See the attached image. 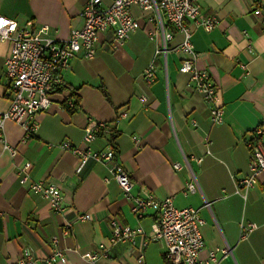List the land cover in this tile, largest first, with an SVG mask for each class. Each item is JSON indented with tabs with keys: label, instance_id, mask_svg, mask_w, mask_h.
I'll return each mask as SVG.
<instances>
[{
	"label": "crops",
	"instance_id": "0c3cea01",
	"mask_svg": "<svg viewBox=\"0 0 264 264\" xmlns=\"http://www.w3.org/2000/svg\"><path fill=\"white\" fill-rule=\"evenodd\" d=\"M200 1L203 14L216 15L219 22L209 32L194 30L192 43L199 54L197 66L210 73L218 88L223 123L211 121L209 105L191 85L190 73L179 69L189 56L176 49L183 34L176 31L168 52L156 56L164 46L160 21L149 23L148 14L134 7L142 26L123 46L112 45L114 35L108 30L100 34L93 58L79 54L70 59L51 106L37 114L35 135L27 137L19 123L6 122L5 142L16 154L0 142V264H16L26 251L35 256V264H141V256L143 264H171L165 242L154 237L156 212L138 217L117 182L105 181L109 163L91 161L78 172L79 158L63 148L65 143L86 147L85 129L101 121L109 131L101 132L92 148L116 151V160L135 182V193L144 188L158 199L173 197L177 207L201 208L206 221L203 260L209 250H216L219 260L209 264H264V171L255 188L237 192L238 180L249 174L248 145L264 120V2ZM85 4L86 0H0V15L20 23L33 20L38 28L48 26L44 36L62 41L83 26ZM154 28L158 30L151 39L149 29ZM10 48L11 42L0 41V110L10 106L4 95V61ZM155 57L157 80L147 84L144 72ZM143 95L146 103L140 100ZM68 97L79 100L72 111L66 106ZM123 112L128 116H121ZM192 156L203 158L202 163L190 160L189 166L174 168L175 162L185 163ZM25 163L32 165V180L60 188L64 212H55L47 198L19 182L18 168ZM192 172L199 190L185 193ZM85 214L89 218L80 220ZM114 219L142 232L133 242L111 246ZM249 223L258 228L241 238L242 225ZM68 224L71 230L65 233ZM100 244L109 246V257L99 256L95 262L83 257L100 252ZM227 246L231 253L224 255L220 250ZM57 249L65 260L53 263L49 258Z\"/></svg>",
	"mask_w": 264,
	"mask_h": 264
},
{
	"label": "built area",
	"instance_id": "2783aa9c",
	"mask_svg": "<svg viewBox=\"0 0 264 264\" xmlns=\"http://www.w3.org/2000/svg\"><path fill=\"white\" fill-rule=\"evenodd\" d=\"M264 2V0H261ZM134 7L148 14L147 21L153 23L160 21L164 31V46L156 50V56L168 52L167 44L174 38V33L183 34L182 42L176 47L187 53V58L181 62L180 71L190 73V82L196 91L203 95L209 105L211 121L221 124L224 121L225 109L220 101L218 88L211 79L208 71L197 66V57L192 35L194 30L204 28L213 30L219 22L216 15H204L200 0H111L106 4L105 0H86L82 16L83 26L74 29L70 38L58 41L55 38L45 37L49 27H36L33 20L20 23L17 20L0 15V41L11 42L9 54L4 61V76L8 80V86L4 95L9 98L10 106L6 110H0V142H4L12 154L16 150L5 142V124L8 120L19 123L26 132L27 137L35 135L38 123L37 114L49 109L52 104V93L62 86L61 71L68 67L70 59L77 55L85 58H93L96 54L97 42L101 33L111 30L114 35V47L123 46L132 33L141 26V22L134 14ZM157 28L149 29L151 39L156 35ZM44 36V37H43ZM156 57L144 72L146 83L152 84L157 80ZM246 69L245 65H242ZM146 103V95L140 98ZM66 106L77 108V103L68 97ZM121 116H128L123 112ZM264 119V118H263ZM106 122H94L88 125L84 132L86 147L73 146L70 143L63 144V148L71 150L80 160L78 172H82L91 161L107 162L109 175L105 177L108 183L112 179L120 186L126 201L131 203V210L138 217L144 216L149 210L157 214V223L154 237L163 240L166 244L165 256L171 264H209L217 263L216 250H209L206 260L201 258L206 242L203 228L206 224L201 215V208L177 207L173 197L158 199L149 191L142 188L135 193V182L132 180L129 170L121 162L116 160V151L108 147L105 150H94L93 141L101 132H108ZM137 140L136 137H134ZM249 174L238 180L237 192L255 188L258 179L264 171V120L257 128L254 138L250 141ZM190 160L202 163L203 158L192 156L185 163L175 162L174 168L181 170L189 166ZM31 163H25L18 168L19 182L28 185L29 190L47 198L51 208L58 213L65 211L64 196L60 188L44 180H32L30 175ZM199 190L196 175L192 172L184 188L185 193H195ZM209 203H207V206ZM89 215H80V220H87ZM113 233L110 238L111 246L118 242H133L135 236L142 232L141 228H134L112 220ZM258 228L256 223L242 225L241 238H246L252 231ZM70 225L65 233L70 232ZM53 243H58V237L53 238ZM101 245V244H100ZM100 252H88L84 258L95 262L99 256L109 257V246L102 244ZM222 254L231 253L230 247L220 250ZM65 260V255L55 250L49 261L57 263ZM35 256L26 251L16 264H35ZM143 264V257L139 258Z\"/></svg>",
	"mask_w": 264,
	"mask_h": 264
},
{
	"label": "trees",
	"instance_id": "16d2710c",
	"mask_svg": "<svg viewBox=\"0 0 264 264\" xmlns=\"http://www.w3.org/2000/svg\"><path fill=\"white\" fill-rule=\"evenodd\" d=\"M60 88H61V87H58V89H60ZM78 101H79V100H78V98H77L76 103H78ZM77 105H78V104H77ZM67 107H68V106H67ZM68 109L72 111V110H74V109H76V108H70V107H68Z\"/></svg>",
	"mask_w": 264,
	"mask_h": 264
},
{
	"label": "rangeland",
	"instance_id": "374dc122",
	"mask_svg": "<svg viewBox=\"0 0 264 264\" xmlns=\"http://www.w3.org/2000/svg\"><path fill=\"white\" fill-rule=\"evenodd\" d=\"M4 79V78H3ZM5 80V79H4Z\"/></svg>",
	"mask_w": 264,
	"mask_h": 264
}]
</instances>
